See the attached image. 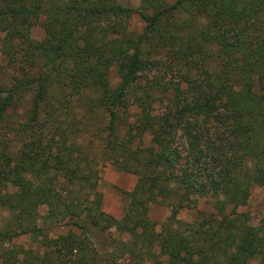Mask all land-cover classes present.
I'll return each mask as SVG.
<instances>
[{
    "label": "trees",
    "instance_id": "1",
    "mask_svg": "<svg viewBox=\"0 0 264 264\" xmlns=\"http://www.w3.org/2000/svg\"><path fill=\"white\" fill-rule=\"evenodd\" d=\"M136 1L0 0L2 264H264L238 210L264 185V0ZM105 162L136 179L119 219Z\"/></svg>",
    "mask_w": 264,
    "mask_h": 264
},
{
    "label": "rangeland",
    "instance_id": "2",
    "mask_svg": "<svg viewBox=\"0 0 264 264\" xmlns=\"http://www.w3.org/2000/svg\"><path fill=\"white\" fill-rule=\"evenodd\" d=\"M131 4L135 5L136 0H129ZM43 18L40 19V22ZM40 24V25H39ZM35 26L32 32V37L34 39H39L43 36V29L41 28V23ZM132 28L135 30H140L142 28V23L139 19L133 18L131 21ZM2 67V68H1ZM0 70H4L0 73V85H8L9 83V71L5 68L4 61L0 53ZM112 83L117 82V76L112 71L111 74ZM100 179L98 183V190L102 193V207L103 209L119 219L124 211V208L128 202V196L123 191H130L135 184V176L128 172H122L116 170L109 162L103 163L99 167ZM13 180L10 179L8 182L4 183L3 189L11 191L15 189ZM198 209L206 212L213 211L212 202L209 198L200 197L198 199ZM46 206L41 205L38 208L40 215L46 213ZM239 211L249 213V221L256 225L259 218L264 214V185H254L251 187L250 196L248 202L244 206L238 208ZM169 210L163 205L151 204L150 205V216L158 223L157 228H159L160 223L168 215ZM193 211L188 209H183L179 213V217L183 220L191 219ZM9 217V211L6 208L0 207V227L6 222ZM54 232H62L63 229H55ZM116 234V233H115ZM114 234V235H115ZM117 235V234H116ZM115 235V236H116ZM11 243L18 249H20V257H24V251L28 249H38V243L32 239L29 234H21L12 239ZM123 264H131L132 259L129 255L124 256L121 260ZM0 264L2 261L0 259ZM145 264H152V262L147 261Z\"/></svg>",
    "mask_w": 264,
    "mask_h": 264
}]
</instances>
